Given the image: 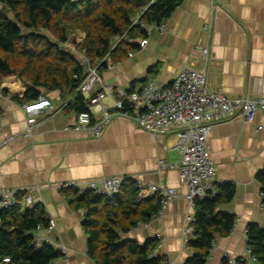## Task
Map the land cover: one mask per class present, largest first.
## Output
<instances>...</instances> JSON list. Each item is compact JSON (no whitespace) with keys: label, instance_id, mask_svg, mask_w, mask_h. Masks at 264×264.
Segmentation results:
<instances>
[{"label":"crops","instance_id":"1","mask_svg":"<svg viewBox=\"0 0 264 264\" xmlns=\"http://www.w3.org/2000/svg\"><path fill=\"white\" fill-rule=\"evenodd\" d=\"M163 24V29L155 24L147 26L146 37L132 40L138 46L119 51L116 61L107 58L108 65L101 70L107 88L104 103H113L117 87L129 92L140 88L147 78L158 84L170 83L184 67L204 68L209 88L229 97H264V0H183ZM70 36V43L64 46L82 62L76 45L82 44L85 34L73 30ZM143 38L146 44L141 46ZM200 47L209 48L208 57ZM26 89L16 75L7 77L0 87V191H31L34 203L44 207L46 218L56 220L53 230L33 231L39 240H60L67 247V255L51 264H97L87 251L84 216L61 185L112 175L177 191L166 208L145 225L120 231L119 236L140 244L161 236L156 255L169 264H185L191 254L188 242L194 237L189 217L195 215V208L185 198L187 185L179 172L159 167L161 159L170 162L179 157L175 148L178 127L152 134L138 126L131 115L118 114L94 136L73 128L78 113L67 106L71 95L40 88V95L51 99L54 107L37 114L31 135L23 136L28 126L23 105L29 101L15 97H23ZM99 90L96 86L82 93L89 100ZM91 112L95 121L101 107H92ZM209 143L216 176L221 185L228 186L226 193L232 191L217 211L233 215L235 224L228 235H216L207 263L223 264L225 254L235 259L246 257L249 225L264 228V199L258 178L264 170V110H258L251 122L235 113L213 123ZM124 193L129 194L127 190Z\"/></svg>","mask_w":264,"mask_h":264},{"label":"trees","instance_id":"2","mask_svg":"<svg viewBox=\"0 0 264 264\" xmlns=\"http://www.w3.org/2000/svg\"><path fill=\"white\" fill-rule=\"evenodd\" d=\"M182 1L0 0V87L7 77L16 75L27 87L23 97H15L19 101L36 99L40 88L59 89L71 95L68 107L78 114L86 111L88 100L78 90L86 74L85 65L64 46L70 43L71 32L79 30L85 34L77 49L101 72L108 65V57L116 61L119 51L138 46L132 40L146 37L143 24L163 23ZM258 178L264 193V170ZM227 188L220 184L215 197L197 203L194 237L188 242L191 254L185 264H207L216 235L226 236L233 229L235 217L217 211L232 193H226ZM66 190L75 208L86 209L82 224L87 251L97 264H162L163 258L153 254L159 244L157 238L140 244L119 236L120 231L127 232L139 222L150 221L160 210L159 196L139 200L136 184L130 179L122 183L114 197ZM126 190L129 194L124 193ZM45 215L39 203L25 207L24 211L17 204L0 212V262L9 257L6 264H51L61 257L50 244L35 246L33 231L38 224H46ZM246 239L257 258L254 264H264V228L249 225ZM244 259H237L238 264H244ZM223 264H227L226 258Z\"/></svg>","mask_w":264,"mask_h":264},{"label":"built area","instance_id":"3","mask_svg":"<svg viewBox=\"0 0 264 264\" xmlns=\"http://www.w3.org/2000/svg\"><path fill=\"white\" fill-rule=\"evenodd\" d=\"M147 28L146 25H142ZM164 24L157 25L163 29ZM141 46L146 44V39L141 40ZM205 57L209 56L208 47H200ZM82 63L85 65L86 74L79 84L80 92H91L96 86L101 90L90 96L88 108L77 114L74 125L75 130L85 129L94 136H99L105 125L118 114L131 115L134 121L143 129L152 134L164 132L171 126H177V143L175 148L179 153L177 160L167 162L159 161L162 169L167 166L177 170L181 179L187 185L186 200L196 208L198 202L213 198L217 195V187L222 184L217 176L215 161L211 155L209 138L212 124L240 113L245 121L254 120L258 110H264V97L250 99L247 97H229L221 90L210 89L207 84V74L204 68L184 67L175 74L170 83L158 84L154 79L147 78L140 88L129 92L120 87L116 88L113 103L108 105L103 102L107 96V88L104 87L103 76L98 71V65H91L89 59L82 54ZM100 106L101 115L93 120L92 107ZM54 107L51 99L39 95L36 99L23 105L27 114V129L23 136H30L32 127L36 123V115L50 112ZM125 176L112 175L100 180L68 181L61 186L72 188L80 194L93 192L106 197L116 196L121 189ZM137 198L160 197V210L163 211L167 204L177 196L174 188H165L156 184H142L137 182ZM22 193V197L19 195ZM264 199V193H261ZM20 204L21 207H30L34 204L31 191L22 192L18 189H4L0 191V212L6 208ZM79 212L86 214L85 208H79ZM191 225L189 230L194 232L195 215L189 217ZM1 223V218H0ZM146 223H138L133 228L139 229ZM56 220L48 216L46 224H38L35 230H53L56 228ZM34 236V235H33ZM159 242L161 236L156 237ZM36 248L47 243L57 249L62 255H67V247L60 240L45 238L39 240L34 237ZM159 245V244H158ZM158 247V246H157ZM157 249V248H156ZM156 255V253H153ZM244 264H254L257 260L252 249L246 243ZM227 264H238L237 259L225 254ZM9 257H4L0 264L9 262ZM162 264H169L163 261Z\"/></svg>","mask_w":264,"mask_h":264},{"label":"rangeland","instance_id":"4","mask_svg":"<svg viewBox=\"0 0 264 264\" xmlns=\"http://www.w3.org/2000/svg\"><path fill=\"white\" fill-rule=\"evenodd\" d=\"M5 11H6V13L9 15V17L12 18V19L14 20V18H13V16H12L11 12H10L8 9H6ZM22 29H23V31H27L26 28H22ZM41 32L44 33L45 31L42 30Z\"/></svg>","mask_w":264,"mask_h":264},{"label":"bare ground","instance_id":"5","mask_svg":"<svg viewBox=\"0 0 264 264\" xmlns=\"http://www.w3.org/2000/svg\"><path fill=\"white\" fill-rule=\"evenodd\" d=\"M12 84H13V83H12ZM12 84H11V85H12ZM15 85H16V84H15ZM15 85H12V86L15 87ZM9 86H10V85H9Z\"/></svg>","mask_w":264,"mask_h":264}]
</instances>
